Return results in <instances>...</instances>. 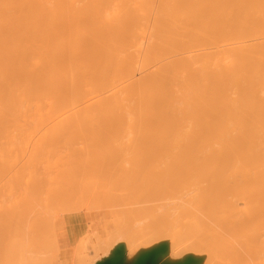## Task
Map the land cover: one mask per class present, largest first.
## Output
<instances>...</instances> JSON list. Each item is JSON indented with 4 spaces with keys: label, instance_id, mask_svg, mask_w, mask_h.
Listing matches in <instances>:
<instances>
[{
    "label": "bare ground",
    "instance_id": "bare-ground-1",
    "mask_svg": "<svg viewBox=\"0 0 264 264\" xmlns=\"http://www.w3.org/2000/svg\"><path fill=\"white\" fill-rule=\"evenodd\" d=\"M151 255L264 264V0H0V264Z\"/></svg>",
    "mask_w": 264,
    "mask_h": 264
},
{
    "label": "crops",
    "instance_id": "crops-1",
    "mask_svg": "<svg viewBox=\"0 0 264 264\" xmlns=\"http://www.w3.org/2000/svg\"><path fill=\"white\" fill-rule=\"evenodd\" d=\"M95 214H79L65 217L64 219V233L71 248L81 238L82 234L87 230L89 224L95 222Z\"/></svg>",
    "mask_w": 264,
    "mask_h": 264
},
{
    "label": "rangeland",
    "instance_id": "rangeland-1",
    "mask_svg": "<svg viewBox=\"0 0 264 264\" xmlns=\"http://www.w3.org/2000/svg\"><path fill=\"white\" fill-rule=\"evenodd\" d=\"M111 176H113V178H114V181H113V179H112V177ZM99 178L100 177H102V175H100V176H98ZM109 177H111V179H112V182L113 183H116L115 181H116V178L118 177L119 178V174H114V175H109ZM116 177V178H115ZM123 177V176H122ZM103 178H105V177H103ZM117 178V179H118ZM121 178V177H120ZM131 178H133V176L131 177ZM121 182H122V180H118L117 181V183H118V187L120 186V188L122 187V185H121ZM113 183H112V185H113ZM128 184H130V186L128 185ZM131 184L133 185V183H126V184H124V187H125V185H126V187L127 188H129V187H131ZM116 185V186H115ZM114 185V187L116 188L117 187V184H115ZM129 187H128V186ZM109 186L112 188V186H111V184H109L107 187V189H109V191L111 190V188H109ZM114 187L112 188V190H114ZM117 187V188H118ZM91 188H93V190L96 188L97 190H99L100 189V185H94V186H92ZM119 189V188H118ZM123 189V188H122ZM124 189H126V188H124ZM116 191L117 190H114L113 192H115L116 193ZM122 191V190H121ZM121 191H120V193H121ZM124 191V190H123ZM122 191V192H123ZM112 192V191H111ZM110 192V193H111ZM112 192V193H113ZM117 192H119V190L117 191ZM125 192V191H124ZM115 195V194H114ZM118 195V193L115 195V196H117ZM120 195V194H119ZM116 198V197H115ZM117 199V198H116ZM118 199H120V198H118ZM117 199V200H118ZM163 203H165V202H156V203H149V204H147V205H156V204H160V205H162ZM167 203V202H166ZM144 207H146V206H142L141 208H144ZM147 208V207H146ZM130 209H137V206H122V207H118L116 210L117 211H120V212H125V211H129ZM79 214H85V213H78V214H73V215H79ZM87 214V213H86ZM68 216H72V215H66V216H64V219H65V217H68ZM101 216L102 217H106L108 220H111V217L109 216V214L107 213V212H103L102 214H101ZM64 219H63V221H64ZM59 226V225H58ZM58 226H57V228H58ZM59 230V232H60V229H58ZM117 264H120L119 262H117Z\"/></svg>",
    "mask_w": 264,
    "mask_h": 264
},
{
    "label": "water",
    "instance_id": "water-1",
    "mask_svg": "<svg viewBox=\"0 0 264 264\" xmlns=\"http://www.w3.org/2000/svg\"><path fill=\"white\" fill-rule=\"evenodd\" d=\"M156 259H155V255H151L150 257H148L143 263L141 264H156L155 263ZM106 264H110V263H106Z\"/></svg>",
    "mask_w": 264,
    "mask_h": 264
}]
</instances>
